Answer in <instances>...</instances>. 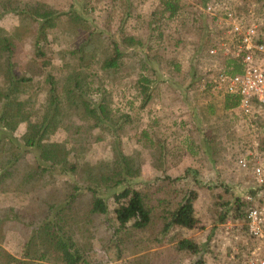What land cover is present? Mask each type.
Instances as JSON below:
<instances>
[{
	"label": "rangeland",
	"instance_id": "374dc122",
	"mask_svg": "<svg viewBox=\"0 0 264 264\" xmlns=\"http://www.w3.org/2000/svg\"><path fill=\"white\" fill-rule=\"evenodd\" d=\"M178 1L180 13L170 19L154 15L161 0H20L17 5L25 7V13L13 10L0 17V30L14 44L13 74L28 80L13 97L25 104L30 122L49 118L53 96L57 98L62 114L68 116L63 124L71 129H57L45 144L64 145L68 161L77 168L75 173L65 172L63 164H58L50 168L52 173L29 171L32 178H21L26 168L35 167L34 155L27 153L21 140L27 123H20L12 134L0 128V140L12 136L18 146L16 150L1 140L0 169H6L7 160L19 161V177L7 176L0 182V249L5 254L19 258L21 240L47 218L56 220L61 214L65 233L86 264H193L199 258L201 264H245L249 182L237 169L236 157L245 153L259 132H252L247 123L234 126L229 110L222 109V100L203 92V69H224L230 62L220 46L227 44L228 27L224 17L220 20L223 10L218 6L253 20L264 32V0ZM211 4L218 13L215 16L207 12ZM39 5L57 17L55 27L39 41L45 58L36 60L33 44L39 24L26 12ZM115 44L125 53L120 68L101 70ZM215 50V55L209 54ZM147 54L156 55L148 65L160 80L142 69ZM174 64L180 68L176 73ZM189 68H196L193 84H189ZM143 76L152 81L153 91L141 109L135 83ZM76 82L81 91H87L83 97L91 107L104 104L110 113L103 128H93L95 121L90 118L80 121L81 106L69 104L68 89L79 93ZM114 144L132 172L128 177L132 186L147 194L156 217L174 209L183 194L196 195L193 206L198 224L194 229L175 227L161 237V223L156 219L144 232L116 234L112 199L94 186L119 165L114 160ZM204 151L212 157L204 158ZM86 185L103 197L106 215L92 213L95 197ZM71 194L75 195L72 200ZM179 239L202 248L197 254L175 252L173 246ZM39 244V238H34L32 251L37 253Z\"/></svg>",
	"mask_w": 264,
	"mask_h": 264
},
{
	"label": "trees",
	"instance_id": "16d2710c",
	"mask_svg": "<svg viewBox=\"0 0 264 264\" xmlns=\"http://www.w3.org/2000/svg\"><path fill=\"white\" fill-rule=\"evenodd\" d=\"M20 0H0V17L13 10H21V14L25 13L26 8L20 7L17 4ZM263 5V2H262ZM162 8V10H160ZM31 11V13L29 12ZM26 15H33L34 19L37 20V37L39 40L35 39L33 44L34 58L36 60L44 59V53L38 49L39 41L45 40L46 31L53 29L55 27V20L57 13L48 11L42 5L37 6L34 10H29ZM167 15V18H174L180 13V5L178 0H161L159 4L158 12L156 14ZM61 15V14H60ZM58 15V17H61ZM79 19L78 16H74ZM59 19V18H58ZM154 29H152L153 31ZM133 39H130V43L135 44ZM140 46L141 43L137 42ZM148 50H152L150 46H147ZM125 55L121 52L118 45H114L112 48L111 56L106 59L101 65V70L116 71L120 68L121 59ZM14 44L11 38L5 36L0 30V128L8 131L12 134L20 123H27V129L24 136H22V144L25 147L28 154H33L35 157V167L34 170H28L22 176L26 178L31 174L29 171H34L36 174L40 171L42 174L52 173L50 170L58 164H63L61 170L65 172L75 173L77 171L76 165L68 161L67 151L62 144L51 143L45 144V139L53 134L57 129H64L68 132L71 128L67 124H63L66 119L67 113L62 114V109L57 105V98L53 96L54 107L52 109V114L49 118L42 119L35 122H30L29 114L23 109L25 104L17 102L13 97L14 92L20 87L21 84L28 82L27 79L18 78L13 74L14 69ZM156 59L155 54H147L142 58V69L151 73L157 77V71L150 68L148 65L151 61ZM158 61H160L158 59ZM158 63V62H157ZM45 65V64H44ZM174 72L179 71V66L174 64ZM191 67V66H190ZM163 68H161L162 71ZM196 69V68H195ZM195 69H188L189 76L191 78L189 84L194 83ZM226 69H232L231 73L236 74L240 72V68L234 62L230 61L226 65ZM187 72V73H188ZM163 73V72H161ZM201 78H199L200 80ZM51 79H49L50 81ZM160 80V79H159ZM194 80V81H193ZM166 83V80H161ZM50 83V82H49ZM152 81L148 77L139 78L135 87L139 90V95L141 98V109H144L147 103L151 100L153 88L151 87ZM52 86V85H51ZM166 86L170 87L169 84ZM75 89H79L78 92L71 91L68 89V96L66 98L71 101L69 104H73L75 107L81 106V114L79 120L82 121L84 118H90L95 121L93 128H103V122L107 120L110 115L104 104H98L97 106L91 107L86 97H83L84 93L87 91H81L80 83L76 82L74 84ZM51 91L54 92L53 87ZM204 93H208L207 89L203 90ZM237 105V98L235 97H225L222 100V109L224 111L231 110ZM62 111V112H61ZM61 115V116H60ZM105 129V128H104ZM108 131L112 132L108 128ZM76 133H78V128H76ZM113 134V133H112ZM2 140V139H1ZM0 140V144L3 141L9 145H12L16 150L18 146L16 145L17 140L11 137H4ZM264 137L261 139V146H263ZM114 160L118 167L110 172L109 176L101 177L100 183L94 182V186L102 189L104 193L112 199L114 208L115 222L117 224L116 234H126L127 232L141 233L146 231L151 221L158 219L161 223L158 236H165L169 233L172 228L180 227L186 230L194 229L198 221L194 217V200L196 195L193 192H187L182 195L180 201L175 205L172 210H164L160 213L159 217H156L153 213V207L148 203L147 194L141 193L140 191L134 189L132 186L129 176L132 175L130 168L126 162V159L121 156L118 152L116 144L113 146ZM37 154H36V153ZM25 153V154H27ZM35 153V154H34ZM1 159V158H0ZM15 159L7 160L6 169H0V182L5 177L10 179H16L19 177L17 172L19 171L18 163ZM122 163V167L120 166ZM127 166V167H126ZM51 168V169H50ZM33 174L29 176L32 178ZM27 179V178H26ZM27 181V180H26ZM102 186V187H101ZM87 189L94 194V201L91 207L92 213L95 215H106L108 213V206L103 200V197L95 192V189L90 188L86 185ZM73 192H79V187L75 185L73 187ZM74 194L70 195V199H74ZM69 204V202L67 203ZM56 220L46 219L41 224L39 228L31 235H27L19 245V258L9 256L5 254L0 249V263L1 264H30L29 261H35V264H86L83 255L73 248L72 237L67 236L64 229V224H61V214L56 215ZM24 228L28 230V225L25 224ZM31 232V231H30ZM34 238H39L42 245L39 244L38 255L36 252L32 251ZM121 240V238H119ZM156 240V239H155ZM161 243L160 240H156ZM40 243V242H39ZM41 245V246H40ZM42 246L44 250L42 249ZM202 248L198 246L195 242L187 239H179L173 246L175 252H187L191 254L199 253ZM47 253V254H46ZM4 262H1L3 261ZM28 261V262H27ZM53 262V263H52ZM201 260H197L193 264H201Z\"/></svg>",
	"mask_w": 264,
	"mask_h": 264
},
{
	"label": "built area",
	"instance_id": "2783aa9c",
	"mask_svg": "<svg viewBox=\"0 0 264 264\" xmlns=\"http://www.w3.org/2000/svg\"><path fill=\"white\" fill-rule=\"evenodd\" d=\"M223 7L218 6L223 10L220 20L224 17L228 31L227 44L222 42L220 46L240 72L232 74V69L225 67H205L202 89L221 100L237 98L236 107L229 110L234 126L238 122L247 123L252 132H259V137L255 135L249 141L245 153L236 157V166L249 182V195L245 198L249 205L245 214L248 248L244 261L245 264H264V149L260 142L264 137V32L253 20ZM207 12L218 14L212 4L207 6ZM209 54L215 55L216 50Z\"/></svg>",
	"mask_w": 264,
	"mask_h": 264
},
{
	"label": "crops",
	"instance_id": "0c3cea01",
	"mask_svg": "<svg viewBox=\"0 0 264 264\" xmlns=\"http://www.w3.org/2000/svg\"><path fill=\"white\" fill-rule=\"evenodd\" d=\"M205 153H202V156L204 157V158H209V157H212V154L210 153V156H209V154L207 153V151H204Z\"/></svg>",
	"mask_w": 264,
	"mask_h": 264
}]
</instances>
